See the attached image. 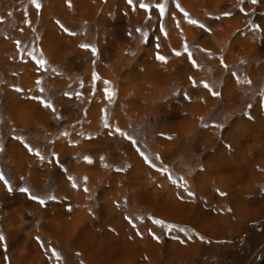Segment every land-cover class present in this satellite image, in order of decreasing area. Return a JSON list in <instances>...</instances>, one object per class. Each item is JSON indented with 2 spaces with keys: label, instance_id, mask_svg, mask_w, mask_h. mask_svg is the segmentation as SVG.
<instances>
[{
  "label": "rangeland",
  "instance_id": "obj_1",
  "mask_svg": "<svg viewBox=\"0 0 264 264\" xmlns=\"http://www.w3.org/2000/svg\"><path fill=\"white\" fill-rule=\"evenodd\" d=\"M39 3L0 0V173L13 187L0 181V264H264L259 23L217 0ZM145 54L166 59L167 85L136 76ZM143 91L155 114L129 106ZM236 124L245 131L231 139ZM252 219L256 232L241 234Z\"/></svg>",
  "mask_w": 264,
  "mask_h": 264
},
{
  "label": "bare ground",
  "instance_id": "obj_2",
  "mask_svg": "<svg viewBox=\"0 0 264 264\" xmlns=\"http://www.w3.org/2000/svg\"><path fill=\"white\" fill-rule=\"evenodd\" d=\"M85 1V0H84ZM85 3V2H84ZM85 5H86V3H85ZM172 7H174V5L172 6ZM217 7H218V10H219V12H221V14H224V13H229V14H231V15H239L240 16V14L241 13H246V14H248L249 16H250V18H248V19H245V21H249V20H251V19H253V21H257L258 23H259V27H260V31L263 33L262 34V38H264V0H257V2L255 3V4H253L252 2H251V0H217ZM64 8V7H63ZM174 9V12H175V8H173ZM168 10H170V9H168ZM171 11V10H170ZM170 11H169V13H170ZM7 12V11H6ZM172 12V11H171ZM67 20V19H66ZM248 29H250V28H248ZM251 31V30H250ZM194 32V31H193ZM199 34H200V32L198 33V32H196V33H194V37H193V41L194 42H192V43H196V39L199 37ZM202 34V33H201ZM245 34L246 35H251V34H249V32L246 30L245 31ZM191 35V34H190ZM193 35V34H192ZM202 37V36H201ZM55 38H57V37H55ZM191 38V37H190ZM236 38L237 39H239L240 38V35H237L236 36ZM53 39V38H52ZM58 39H59V37H58ZM199 40V39H198ZM48 43V42H47ZM244 44V43H243ZM247 44V43H246ZM258 44V43H257ZM7 47V46H6ZM261 47V46H260ZM252 48V47H251ZM4 49H6V48H4ZM250 49V48H249ZM258 49H261V48H258ZM264 49V48H263ZM263 49H261V51L263 50ZM2 53V52H1ZM143 53V52H142ZM146 53V52H145ZM218 53V52H217ZM148 54V53H147ZM147 54H145L146 56H145V58H142L141 60H140V69H139V73L137 72V75L136 76H138V77H146L148 80H150L152 83H156V84H158V85H161V84H163V85H167L168 83H169V80H170V71H169V69H170V67H168V68H166V67H164L163 66V64L162 63H160L159 61H157L155 58H154V56L153 55H147ZM256 54V53H255ZM254 54V55H255ZM259 54V53H258ZM179 60H181V59H179ZM176 60H174V61H171L169 64H168V66H172L173 64H174V62H175ZM251 61V60H250ZM176 63V62H175ZM227 63V62H226ZM253 63H251V65H252ZM179 65V64H178ZM178 65H176V66H178ZM174 66V65H173ZM254 66V65H253ZM264 66V65H263ZM118 69H120V68H118ZM253 69H254V67H253ZM261 69H263V68H261ZM138 70V69H137ZM134 71V70H133ZM260 71H262V70H260ZM264 71V70H263ZM120 72H122L121 70H120ZM253 72H255L254 73V75L256 74V69L253 71ZM118 73V72H117ZM131 73V72H130ZM172 73V72H171ZM264 73V72H263ZM126 74H128V73H126ZM253 74V73H252ZM258 74V73H257ZM259 74H261L260 72H259ZM129 75V74H128ZM254 75H252V78H253V76ZM119 76H121L120 74H119ZM254 79H255V76H254ZM171 82V81H170ZM255 82V81H254ZM259 83V82H258ZM255 84V83H254ZM184 87H186L185 85H184ZM183 87V88H184ZM183 88H181V89H183ZM186 89V88H185ZM188 89V88H187ZM180 91V90H179ZM182 92H183V90H182ZM143 93V97H140V96H137V97H133V98H131V101L129 102V106L133 109V110H140V111H142L145 115L146 114H155L156 112H157V109H158V107H157V100H155V99H152L151 97H149V96H146V93H145V91H143L142 92ZM8 94V93H7ZM232 94V93H231ZM4 95V94H3ZM6 95V94H5ZM9 95V94H8ZM9 97V96H8ZM11 97V96H10ZM37 101V100H36ZM240 103V102H239ZM235 105V104H234ZM27 106H28V104H27ZM32 108H33V110L39 115V116H43V117H45V116H47V114H48V112H47V110L46 109H44L39 103H37V102H33L32 103ZM29 107H30V105H29ZM259 105H255V110H256V112L259 110ZM225 111V110H224ZM228 111V110H227ZM141 113V112H140ZM224 113V112H223ZM226 114V113H225ZM224 114V115H225ZM229 114V113H228ZM231 114V113H230ZM256 114V113H255ZM233 115V114H232ZM231 115V116H232ZM224 117V116H223ZM225 117H226V115H225ZM230 117V116H229ZM259 117V116H258ZM259 120H261V119H259ZM257 121L256 122V124H255V126L253 127V133H254V138H255V140L254 141H256V142H258L259 143V148H260V151H261V153H264V127H263V125H262V123H261V121ZM232 121H235V122H237L235 119L234 120H232ZM235 122H233L234 124H235ZM255 123V122H254ZM233 125V124H232ZM237 125V127L234 125V127H233V129H232V131H228L227 130V135L231 138V139H233V138H236V137H242V131H245V130H243V129H245V128H243V125L242 124H236ZM95 126V128H97L96 127V125H94ZM100 128V127H99ZM249 128V127H248ZM252 129V128H251ZM95 132V131H94ZM97 132H98V130H97ZM246 133V132H245ZM207 134V133H206ZM242 134V135H241ZM241 135V136H240ZM252 135V134H251ZM102 136V135H101ZM100 136V137H101ZM104 136V135H103ZM198 136V135H197ZM227 136V137H228ZM237 139V138H236ZM241 139H243V138H241ZM245 140V139H244ZM204 141V140H203ZM241 141V140H240ZM252 141H253V137H252ZM241 145H239V143H238V145L236 146V148L237 149H239L240 151H241ZM257 147V146H256ZM244 148V147H243ZM253 148V147H252ZM255 150V149H254ZM237 151V150H236ZM247 151H248V149H247ZM256 151V150H255ZM254 151V152H255ZM243 152V151H242ZM135 153V152H134ZM241 153V152H240ZM245 153V152H244ZM243 153V154H244ZM260 153V154H261ZM258 154V153H257ZM133 155V154H132ZM135 155V154H134ZM237 155V154H236ZM259 155V154H258ZM262 155V154H261ZM238 156V155H237ZM245 156H246V153H245ZM263 156V155H262ZM242 156H240L239 158H241ZM214 158V157H213ZM218 158V157H217ZM136 159V158H135ZM221 159V158H220ZM223 159V158H222ZM209 160V159H208ZM138 161V160H137ZM223 162V160H220V162ZM139 162V161H138ZM224 162H225V159H224ZM228 162V161H227ZM234 162V161H233ZM232 162V163H233ZM236 162V161H235ZM234 162V163H235ZM231 163V164H232ZM208 164V163H207ZM225 164H226V162H225ZM229 164H230V162H229ZM228 164V165H229ZM214 165V164H213ZM215 165H216V163H215ZM214 165V166H215ZM232 165H235V164H232ZM211 166V165H210ZM230 166V165H229ZM236 166H238V165H236ZM213 167V166H212ZM233 167V166H232ZM208 168V167H207ZM215 168V167H214ZM214 168H212V171L214 172ZM218 169L217 170H215L216 172L219 170V171H222V170H224V169H222V170H220L219 168L220 167H217ZM231 168V167H230ZM235 168V167H234ZM211 169V168H210ZM235 169H237V167L235 168ZM240 168H238V172L240 171L239 170ZM226 170V169H225ZM206 171V170H205ZM218 171V172H219ZM234 171H237V170H234ZM233 171V172H234ZM207 172V171H206ZM216 173V174H219V173ZM223 173V172H222ZM225 173H227V172H225ZM231 173V172H230ZM235 174H237L236 172H234ZM234 173H231V174H233V175H235ZM208 174V173H207ZM215 174V175H216ZM238 174H240V172L238 173ZM209 175V174H208ZM212 175H214V174H212ZM212 175H210V177L212 176ZM214 175V176H215ZM220 175V174H219ZM223 175H224V173H223ZM229 176H230V174H229ZM236 177H238V176H236ZM209 177H207V179H208ZM215 179V178H214ZM236 179V178H235ZM209 180V179H208ZM209 182H210V180H209ZM241 183V182H240ZM243 184H244V182H243ZM251 188H249V190H250ZM253 191V190H252ZM250 192V191H249ZM250 194V193H249ZM243 195V194H242ZM212 198V197H211ZM213 200V199H212ZM181 209V208H180ZM186 209V208H185ZM182 210V209H181ZM199 211V210H198ZM179 211H176L175 212V214H177ZM189 212V211H188ZM163 214V213H162ZM174 214V215H175ZM188 214V213H187ZM182 215V214H181ZM262 215V214H261ZM167 216V215H166ZM257 216H259V215H257ZM169 217V216H168ZM254 219L256 220V219H258V218H255V216H254ZM254 219H252V220H250L249 222L247 221V222H243V223H240L239 224V226H238V230L240 231V233L242 234H247V235H250V234H254L255 232H256V230H255V226H254ZM201 221H203V220H201ZM210 224V223H209ZM211 225V224H210ZM210 225H209V227H210ZM213 226V225H212ZM212 234V233H211ZM219 234H220V232H219ZM246 235V236H247ZM222 236V235H221ZM250 237V236H249ZM253 237V236H252ZM219 239V238H218ZM73 244V243H72ZM213 246H215V247H217L216 245H213ZM220 247V246H219ZM218 247V248H219ZM209 252H211V251H209ZM259 252H264V240L262 241V242H260L259 243ZM212 254V253H211ZM206 255V254H205ZM215 255H216V253H215ZM193 259V258H192ZM188 260V259H187ZM194 261V260H193ZM190 262H192V261H190ZM189 262V263H190ZM193 263V262H192ZM181 264V263H180ZM188 264V263H187Z\"/></svg>",
  "mask_w": 264,
  "mask_h": 264
},
{
  "label": "snow or ice",
  "instance_id": "obj_3",
  "mask_svg": "<svg viewBox=\"0 0 264 264\" xmlns=\"http://www.w3.org/2000/svg\"><path fill=\"white\" fill-rule=\"evenodd\" d=\"M31 2H32V4L35 6V8H36L37 10L40 9V3H39V0H31ZM127 2H128L129 5H133V0H127ZM251 2H252L253 4H255V3L257 2V0H251ZM69 6H71V5H69ZM139 7H140L141 9H144L145 11H148V5L145 4V3H143V0H140ZM133 10H135V7H133ZM163 11H164V8H163V6L161 5V6H160V12H161V14L163 13ZM184 15L187 17L188 14L185 13ZM224 15L227 16V15H229V13H224ZM189 23H191V24H197V21H195V20H189ZM199 26H200L201 28H204V25H202V24L199 25ZM65 31H67V29H65ZM137 31H139V29H137ZM82 47H84V48L87 49V48H88V45H82ZM185 50L187 51V46H185ZM90 51H91V53H92L93 56H96V55H97V50H96V48L92 47V48L90 49ZM175 54H176V55H180L179 52H177V53H175ZM157 59H159V60H161L162 62H165V63L167 62L166 59H165L164 57H162V56H157ZM42 64H43V62H41V66H42ZM204 87H205V88H208L209 86H208L207 84H205ZM17 91H19V89H18ZM213 94L216 95V93H213ZM40 102H41L42 104H44V106L47 107V108H51V107H52V105L49 104V103H45L44 101H40ZM117 131H119V130L117 129ZM121 135H123V133H121ZM29 151H31V149H29ZM145 159H147V158H145ZM89 163H91V161H89ZM0 181H2V182L4 183V185H5V187L7 188V191H8L9 193H11V192L13 191V187H12V185L9 183V181H8L7 179H5V176H4L2 173H0ZM73 187H76V185L73 184ZM19 191H20V192H23V193H29V189H27V188H20ZM220 194H221V195H226L225 193H220ZM188 195H189V196H192L193 193L189 192ZM29 198L32 199V200L37 201V202L40 203L41 205H43V204L45 203V201H44L43 199H41V198H40L38 195H36V194H29ZM49 199H54V197H49ZM69 210H70V209H69ZM153 223L156 224V225H158V226H161V227L166 228L168 231L176 230V231H179V232H185V229H183V228H177L175 225H169V224H166V223H165L164 221H162V220H155V219H154V220H153ZM152 236H153V239H155L157 242L160 241V237H159V236H156L154 233H152ZM201 239H203V238L201 237ZM4 240H5L4 235L0 234V243H2ZM180 243L183 244L184 241L181 240ZM52 255L55 256V258H56L57 260H59V259L61 258V257L59 256V254L56 253L54 250L52 251ZM77 255H79V253H77Z\"/></svg>",
  "mask_w": 264,
  "mask_h": 264
}]
</instances>
